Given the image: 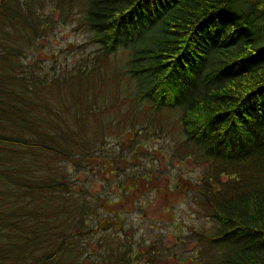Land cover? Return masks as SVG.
<instances>
[{
    "label": "trees",
    "instance_id": "obj_1",
    "mask_svg": "<svg viewBox=\"0 0 264 264\" xmlns=\"http://www.w3.org/2000/svg\"><path fill=\"white\" fill-rule=\"evenodd\" d=\"M250 2L0 0V264H264V1ZM72 16L98 49L69 68L66 47L44 50ZM155 153L204 171L163 188ZM182 187L211 231L138 239L120 205Z\"/></svg>",
    "mask_w": 264,
    "mask_h": 264
},
{
    "label": "rangeland",
    "instance_id": "obj_2",
    "mask_svg": "<svg viewBox=\"0 0 264 264\" xmlns=\"http://www.w3.org/2000/svg\"><path fill=\"white\" fill-rule=\"evenodd\" d=\"M241 1L242 0H238V2ZM250 1L251 0H246V4H244L243 7V9L246 10V14L247 9L251 4ZM232 9H238V5L233 3ZM55 21H57V27L54 28V35L49 37L50 44L45 47L44 52L45 54L49 52L50 46H53L56 51L66 47V52H64L59 58L63 67H72L80 57H88V55L94 53L98 49L97 46L88 44L90 34L82 27H79V24L76 21V16H72L65 20ZM260 35L264 36V29ZM42 45H47V42H42ZM48 57L47 59H49ZM39 59H45L47 61L44 55H40ZM112 135L106 141V144H109V146L115 139V136ZM117 142L120 144V147H122L121 155L124 156L127 152L126 149L131 143L127 140L121 139H118ZM166 142L167 144H172L168 140H166ZM138 148H140V145ZM146 148H154L161 153H164V151L167 150L166 145L161 151L159 143L154 144L151 141L143 147L144 150ZM155 155L159 156V153H155ZM168 163L167 155L159 156L158 161L155 164L158 176H161L162 172L163 175L166 173V177L161 179L160 186L163 188L166 187L168 183V177L172 178L177 176V180L179 181H186L189 179L196 182L199 179L200 173L204 171L203 166L198 167L189 160H186L183 164H180L179 161ZM99 184L100 182L96 184V191H100L101 189ZM167 186H171V181ZM172 190L173 188L162 189L159 195L152 196V198L149 199L145 194H138L133 197L131 201L126 203L124 201L123 204L120 205L122 211L127 212L128 219L132 223L138 239L142 240V238H148L150 234L151 237L165 235L166 243L171 245L173 244L176 234L181 232V230H176L174 222L181 225L182 229H184L185 233L181 237L184 241L188 240L186 236L187 233H191V229L207 233L211 231L214 223L206 211L203 210V207L201 206L202 199L197 198L199 195L195 196L193 193L188 192L184 187L178 188L174 194L171 193ZM112 196L117 197L116 194H112ZM137 198H139L140 202L144 204L142 208H139L138 204L133 205V200ZM186 248L187 252H191L194 249L193 243H187Z\"/></svg>",
    "mask_w": 264,
    "mask_h": 264
},
{
    "label": "water",
    "instance_id": "obj_3",
    "mask_svg": "<svg viewBox=\"0 0 264 264\" xmlns=\"http://www.w3.org/2000/svg\"><path fill=\"white\" fill-rule=\"evenodd\" d=\"M264 1V0H263Z\"/></svg>",
    "mask_w": 264,
    "mask_h": 264
}]
</instances>
